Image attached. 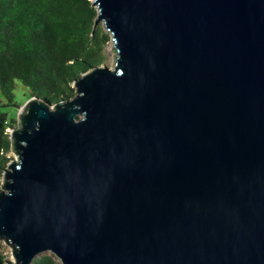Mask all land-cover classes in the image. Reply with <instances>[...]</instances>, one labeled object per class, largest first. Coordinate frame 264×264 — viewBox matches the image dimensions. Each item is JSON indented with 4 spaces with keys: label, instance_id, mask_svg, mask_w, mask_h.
I'll list each match as a JSON object with an SVG mask.
<instances>
[{
    "label": "water",
    "instance_id": "water-1",
    "mask_svg": "<svg viewBox=\"0 0 264 264\" xmlns=\"http://www.w3.org/2000/svg\"><path fill=\"white\" fill-rule=\"evenodd\" d=\"M91 2L112 67L19 105L0 264H264V0Z\"/></svg>",
    "mask_w": 264,
    "mask_h": 264
},
{
    "label": "trees",
    "instance_id": "trees-1",
    "mask_svg": "<svg viewBox=\"0 0 264 264\" xmlns=\"http://www.w3.org/2000/svg\"><path fill=\"white\" fill-rule=\"evenodd\" d=\"M95 16L91 0H0V93L6 100L0 106L13 101L16 79L29 96L51 101L71 96L72 80L101 59L109 40ZM13 121L0 109V177L10 150L6 128ZM30 264H56V259L39 253Z\"/></svg>",
    "mask_w": 264,
    "mask_h": 264
},
{
    "label": "rangeland",
    "instance_id": "rangeland-1",
    "mask_svg": "<svg viewBox=\"0 0 264 264\" xmlns=\"http://www.w3.org/2000/svg\"><path fill=\"white\" fill-rule=\"evenodd\" d=\"M96 25H100L103 28L102 24L100 22H97ZM113 56H114V51L112 49V43L110 39L103 44L102 49L100 51V60L96 62L95 64H104L108 67H112V62H113ZM13 101L10 104H4L0 106V109L5 111L7 114V118H14V121L10 123V126H15L16 125V112L17 109L19 108V105H21L28 97V92H27V87L22 84L21 81L15 80L14 81V86H13ZM0 101L2 103H6V100L3 98V96L0 93ZM8 126L6 128L8 132ZM7 157H13L14 153L9 150L6 152ZM0 252L3 254V261L11 260L12 256L10 253V248L8 245H6L4 242L0 240ZM40 253H50L48 251H43ZM54 256V255H53ZM55 257V256H54ZM56 259V264H59V260L55 257Z\"/></svg>",
    "mask_w": 264,
    "mask_h": 264
}]
</instances>
